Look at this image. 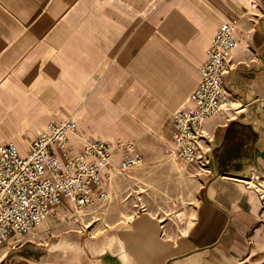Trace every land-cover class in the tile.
<instances>
[{
    "label": "crops",
    "instance_id": "obj_1",
    "mask_svg": "<svg viewBox=\"0 0 264 264\" xmlns=\"http://www.w3.org/2000/svg\"><path fill=\"white\" fill-rule=\"evenodd\" d=\"M228 20L233 101L203 125L201 167L175 157L172 118L191 105ZM71 118L77 149L132 141L146 163L116 172L105 203L66 201L60 226L37 228L43 243L3 247L0 264H264V200L245 184L264 180V0H0V144L26 154L48 124ZM132 172L140 190L128 203L116 188Z\"/></svg>",
    "mask_w": 264,
    "mask_h": 264
},
{
    "label": "built area",
    "instance_id": "obj_2",
    "mask_svg": "<svg viewBox=\"0 0 264 264\" xmlns=\"http://www.w3.org/2000/svg\"><path fill=\"white\" fill-rule=\"evenodd\" d=\"M236 25V20H228L218 28L207 59L199 68V84L190 97L191 105L173 114L171 141L176 157L186 163L201 167L210 163L201 151L203 125L231 107L225 76L237 47ZM76 132L77 122L71 118L48 124L26 154L15 143L0 144V249L20 245L57 215L66 201L76 211L96 201L107 202L105 185L113 175L125 174L146 162L132 141H87L77 149L71 143ZM116 150L121 151V161L115 169L112 157ZM245 184L264 200L260 176L252 175Z\"/></svg>",
    "mask_w": 264,
    "mask_h": 264
},
{
    "label": "rangeland",
    "instance_id": "obj_3",
    "mask_svg": "<svg viewBox=\"0 0 264 264\" xmlns=\"http://www.w3.org/2000/svg\"><path fill=\"white\" fill-rule=\"evenodd\" d=\"M104 141V140H103ZM176 157V155H175ZM175 162L179 161L177 158L174 159ZM181 162V161H179ZM146 163V162H145ZM150 173V174H149ZM126 174V173H125ZM130 175V176H129ZM129 175H126V176H121L122 179H127L131 182H122L120 181L119 183V186L116 188L117 191H118V194H121V195H125L127 197V201L128 203H130L129 201H134V199L136 198V196L138 195V191L140 190V188H135V186L133 185V181L135 180V178L138 176L136 175L135 176V173L132 172L131 174ZM144 179H148L150 181H145L146 185L143 186V188L145 189L146 187L147 188H153V172H148V174L143 177ZM181 185L182 183H175V192L174 193H177V192H181L183 191L184 189L182 190H179L181 189ZM189 185L187 184L186 188H188ZM193 188H190L189 191H192ZM153 189H151L152 191ZM153 192V191H152ZM127 202L122 204L123 206H127L128 204ZM181 205V202H178L177 200L173 201L170 206L172 207L173 211H176L177 208ZM75 210V209H74ZM58 215H55L53 217H50L46 222H50L51 224V228H53V225L54 226H60L59 224L61 223L60 220H58L57 217ZM69 224L67 223H62V226L65 227V226H68ZM40 237H42L41 235H38V229L35 230L31 235L27 236L24 240H23V245L24 247H28V246H37L39 243H43L42 240H40ZM50 238H52V236L50 235L49 237H47V241L49 243H52V240H49Z\"/></svg>",
    "mask_w": 264,
    "mask_h": 264
}]
</instances>
